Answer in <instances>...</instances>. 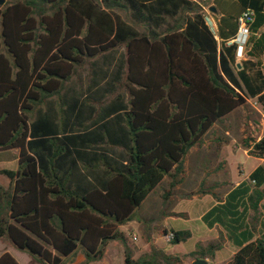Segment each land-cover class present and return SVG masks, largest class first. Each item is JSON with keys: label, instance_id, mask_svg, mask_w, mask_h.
Here are the masks:
<instances>
[{"label": "trees", "instance_id": "1", "mask_svg": "<svg viewBox=\"0 0 264 264\" xmlns=\"http://www.w3.org/2000/svg\"><path fill=\"white\" fill-rule=\"evenodd\" d=\"M7 1L0 8V156L16 151L18 167L0 171L10 184L0 187V241L26 253L27 264H63L78 251L86 263L100 262L109 243L125 241L118 227L153 189L166 176L170 188L177 184L185 155L215 123L253 99L264 116V0H212L217 39L188 0ZM246 10L254 19L247 58L237 62L227 42ZM118 50L113 71H103L96 59ZM89 60L96 66L89 91L97 95L80 102L61 94ZM120 88L127 98L115 95ZM53 98L60 118L46 108ZM249 141L242 142L247 155L264 161V136ZM260 209L256 227L249 214ZM200 221L218 228L219 240L189 256L213 259L224 240L236 249L226 264H264V164ZM162 234L171 245L191 235ZM147 257L133 260L126 250L124 264H183L155 248ZM0 264L18 262L4 252Z\"/></svg>", "mask_w": 264, "mask_h": 264}, {"label": "rangeland", "instance_id": "2", "mask_svg": "<svg viewBox=\"0 0 264 264\" xmlns=\"http://www.w3.org/2000/svg\"><path fill=\"white\" fill-rule=\"evenodd\" d=\"M7 3V0H3V4L0 5V8ZM203 5L212 6V0H205ZM222 6L227 7V3L223 1ZM213 18L216 20L215 16H213ZM121 53L122 50L111 53L107 60L103 57L97 58L96 61L98 66L101 67L103 71L108 73L112 72L114 62L119 58ZM92 62L93 61L89 60L87 64L77 69L76 74L70 82L65 84L61 94H65L68 98L70 96L75 97L80 102H82L86 96L90 95L91 97H95L97 95L98 92L93 93L92 91L91 93L89 91V86L91 87L92 85V79H96V76H93V71L96 66L92 67ZM118 92L126 95V92L122 88L118 89ZM65 104H67V102H65ZM49 107L53 109V112L56 113L59 118L64 116V112L62 113L60 103L56 98L49 101L46 108ZM40 108L41 110L44 109V107ZM262 115V110L257 102L255 100H249L244 106L236 109L224 119L215 123L202 137L201 142L192 147L185 155L182 162L183 172L175 178L179 185L175 188H170L169 184L172 179L166 176L146 197L139 208L133 212L132 220L129 224L131 232L130 237H128V243L139 244V242L148 241L150 243V250L151 248L161 250L153 245L154 241H156L158 246H161L162 252L165 251L180 256L182 251H191L195 249V247H197V249L202 248L209 243L218 241L219 237L216 240L212 239L215 237L216 233H218L219 236V232L206 230V227H204L198 218L200 214L205 213L209 209L213 196L222 198L231 187H234L238 182L249 175L253 170V166L257 165L258 159L246 155V150H244L242 142L245 139L256 141V138L261 134L260 129L264 133V124L261 125L263 120ZM16 156L17 153L14 151L2 155L0 171H15L17 169ZM1 184L4 186H1ZM5 186H8L7 189L10 188V184L8 185L6 177L0 173V187L4 189ZM168 191L170 193L165 197ZM206 194H212L213 196H206ZM170 212L182 213V218L165 220L164 217H167L165 213ZM186 214L188 218L185 216ZM262 220V209L257 213L251 212L249 214V222L253 226L258 227ZM129 226L128 224L120 226L121 230L127 235L128 229L130 228ZM166 228H171L176 231L188 230L191 233V239L177 246L171 245L167 241L168 237L162 234V230H165L167 233L170 232V230L168 231ZM139 231H141V234L138 237ZM132 234H134V237L131 236ZM118 242L122 245L124 243L118 240L117 244ZM220 242L222 246L225 243L224 240H220ZM114 243L115 242H112L107 245L104 260L109 264H124L121 250H119ZM127 250H130L129 247H127ZM5 251H10L18 264L28 263L27 259L29 257L26 253L16 251L12 245L0 241V256ZM79 254H81L80 251L69 259H66L65 264L75 262ZM228 254V249L220 251L218 253V260H225ZM181 257L183 264H188L187 262L193 258V256L189 255ZM184 259H187L186 263ZM206 260H208L209 264V260L213 259ZM80 264L90 263H86L84 260Z\"/></svg>", "mask_w": 264, "mask_h": 264}, {"label": "crops", "instance_id": "3", "mask_svg": "<svg viewBox=\"0 0 264 264\" xmlns=\"http://www.w3.org/2000/svg\"><path fill=\"white\" fill-rule=\"evenodd\" d=\"M219 10L217 11V13L216 14H213V16H215V18H216V25H217V22H218V19L220 18L219 16ZM231 40V39H230ZM246 49H247V46H246ZM245 49V52L243 53V55H242V57L241 58H236V61L237 62H240L241 60H245L246 58H247V55H246V50ZM109 58V57H108ZM112 60H113V58H112ZM117 60V59H116ZM116 60H115V62H116ZM114 62V63H115ZM69 83V82H68ZM67 84V83H66ZM117 93H119L118 92V89H117V91H115V95L117 94ZM125 97H126V95H124ZM110 98V99H109ZM113 98H114V94L113 95H110V96H108V97H106V98H103L102 100H101V103L99 104L98 103V105L96 104V103H94V104H92V105H94V107L95 108H97L99 105H100V107H102V106H104V105H106L107 103H109L110 101H112L113 100ZM127 98V97H126ZM254 100V99H253ZM249 101V100H248ZM247 101V102H248ZM235 111V110H234ZM231 114V113H230ZM228 116V115H227ZM262 117H263V120H262V123H261V125L262 124H264V116L262 115ZM261 128H262V126H261ZM260 136H258L257 138H256V141L257 140H259L262 136H264V133L261 131V129H260ZM15 153H17L16 151H14ZM246 155H247V153H246ZM2 158V156H0V161L2 160L1 159ZM16 161H17V159H16ZM0 163H2V162H0ZM260 164H264V161L263 160H260V159H258V161H257V165H255V166H253V170L258 166V165H260ZM17 167H18V162H17ZM252 170V171H253ZM251 171V172H252ZM250 172V173H251ZM249 173V174H250ZM5 177V176H4ZM248 177V176H247ZM247 177L246 178H244L243 180H245V179H247ZM7 179V178H6ZM243 180H241V181H243ZM163 181V180H162ZM240 181V182H241ZM171 182V181H170ZM240 182H238L235 186H237ZM7 183H8V185H9V180L7 179ZM170 185V184H169ZM179 185V183L177 182V184L173 187V188H175V187H177ZM1 186H4L3 184H1ZM234 186V187H235ZM7 187L8 186H5L4 187V189H7ZM2 188V187H1ZM233 187H231V189H232ZM230 189V190H231ZM229 190V191H230ZM228 191V192H229ZM227 192V193H228ZM226 193V194H227ZM225 194V195H226ZM225 195L221 198V197H218V196H213L212 194H206V196H213V200H212V203H211V206L209 207V208H211L212 206H214L215 204H216V202L218 201V200H221V199H223L224 197H225ZM181 214L182 213H177V212H170V213H165V216H167V217H164L165 218V220H171V219H174V220H176L177 218H182L181 217ZM204 214V213H203ZM203 214H200V216H199V218L198 219H200L201 218V216L203 215ZM187 218H188V216H187V214L185 215ZM130 222L131 221H129L128 223H126V224H128V226H129V224H130ZM130 227V226H129ZM205 227V226H204ZM165 228V227H164ZM167 229V228H166ZM118 230H119V232H121L123 235H124V243H123V245L122 244H120L119 242H118V244H117V241H115V245H117V247H118V249L119 250H121V256H123V260H124V254H125V250H127V247H129V249L130 250H127L128 252H129V254L131 255V258L133 259V260H142V259H147L148 257V254L150 253V248H149V246H150V243L148 242V241H142V242H139V244H129L128 243V237H130V232H131V227L128 229V235L126 234V233H124L122 230H121V227L119 226L118 227ZM168 231L170 230H173V229H171V228H168L167 229ZM206 230H208V231H216V232H219V229L218 228H216V227H214V228H212V229H208V228H206ZM174 231H176V230H174ZM188 231V230H187ZM140 234H141V231H139V235H138V237L140 236ZM132 237H134V234H132L131 235ZM219 236H218V233H216V235H215V237H213V239L212 240H216L217 238H218ZM189 239H191V235H190V237L187 239V240H189ZM186 240V241H187ZM185 242V241H184ZM184 242H181V243H184ZM210 242V241H209ZM181 243H179V244H181ZM179 244H176V246L177 245H179ZM207 244V243H206ZM205 244V245H206ZM11 245H12V247H14L15 248V246L13 245V243H11ZM153 245H155L156 247H158V248H160L161 249V251H162V248H161V246L159 245L158 246V244H157V242L156 241H154V243H153ZM227 250L228 249V252H229V254H228V257L225 259V260H218V253L220 252V251H222V250ZM15 250L16 251H19V250H17L16 248H15ZM197 250V247H195V249H192L191 251H182L181 253H180V256L179 257H181V256H188V255H190L191 253H193V252H195ZM131 251V252H130ZM5 252H7V253H9L10 255H11V252L10 251H5ZM19 252H21V251H19ZM236 252V249L233 247V246H231V244H229L228 242H226L225 241V243L223 244V246H222V248L219 250V251H217L216 253H215V255H214V258H213V260H209V264H226L229 260H230V258L234 255V253ZM23 253V252H22ZM164 254H168V255H173V254H171V253H167V252H163ZM12 256V255H11ZM176 256H178V255H176ZM13 257V256H12ZM14 258V257H13ZM182 258V257H181ZM15 259V258H14ZM16 260V259H15ZM28 260V262H29V258L27 259ZM85 260V258H84V256L82 255V254H79V256L77 257V260L75 261V262H73V263H71V264H80L81 262H83ZM186 260L187 259H184V262L186 263ZM194 260H196L195 259V257H193L189 262H187L188 264H190L191 262H193ZM206 260V259H205ZM65 261H66V259H64L63 260V264H65ZM206 261H208V260H206ZM100 263H102V264H109L106 260H104V257H103V259H102V261H100ZM66 264H69V263H66Z\"/></svg>", "mask_w": 264, "mask_h": 264}, {"label": "built area", "instance_id": "4", "mask_svg": "<svg viewBox=\"0 0 264 264\" xmlns=\"http://www.w3.org/2000/svg\"><path fill=\"white\" fill-rule=\"evenodd\" d=\"M188 1L192 2L193 4L199 7L204 25L217 39V25H216V21L213 18V13L210 11L211 6L203 5V2L205 0H188ZM253 19H254V13L251 10L244 11L237 18L236 35L227 42L228 45L236 46V58H241L243 53L245 52L246 46L248 44V39L250 36V26L253 23ZM168 239H170V236H168ZM90 264H100V263H90Z\"/></svg>", "mask_w": 264, "mask_h": 264}, {"label": "water", "instance_id": "5", "mask_svg": "<svg viewBox=\"0 0 264 264\" xmlns=\"http://www.w3.org/2000/svg\"><path fill=\"white\" fill-rule=\"evenodd\" d=\"M3 4V0H0V5ZM210 11L215 14V9L214 8H210ZM190 264H208V261H206L205 259H196L193 262H191Z\"/></svg>", "mask_w": 264, "mask_h": 264}]
</instances>
